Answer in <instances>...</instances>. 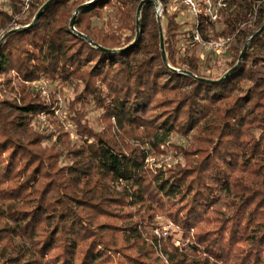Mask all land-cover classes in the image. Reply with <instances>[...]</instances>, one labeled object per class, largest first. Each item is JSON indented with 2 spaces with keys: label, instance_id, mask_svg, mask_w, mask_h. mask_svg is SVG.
Masks as SVG:
<instances>
[{
  "label": "trees",
  "instance_id": "1",
  "mask_svg": "<svg viewBox=\"0 0 264 264\" xmlns=\"http://www.w3.org/2000/svg\"><path fill=\"white\" fill-rule=\"evenodd\" d=\"M49 1L0 11V76L13 73L21 84L16 100L0 101V264H164L159 252L169 264H264V79L255 70L264 55L250 54L264 51L263 25L224 78L241 55L221 73H201L198 59L175 49L184 26L165 11L158 19L153 2L143 5L137 39L143 0H54L34 22ZM244 1L247 11L227 18L235 38L241 25H256L250 15L264 18V0ZM107 8L117 27L95 24ZM213 27L201 20L189 39L198 29L207 40ZM43 79L81 83L77 103L94 102L107 127L95 131L74 103L82 145L43 148L48 136L33 123L48 105L27 86ZM175 133L190 143L175 148L184 165L166 171L150 169L132 143L153 139L158 149ZM157 217L188 245L176 247L173 230L149 235Z\"/></svg>",
  "mask_w": 264,
  "mask_h": 264
},
{
  "label": "rangeland",
  "instance_id": "2",
  "mask_svg": "<svg viewBox=\"0 0 264 264\" xmlns=\"http://www.w3.org/2000/svg\"><path fill=\"white\" fill-rule=\"evenodd\" d=\"M20 2L16 3L14 0H7V2L0 6V11L4 13L12 14V6L17 5L22 9V11H27L30 9H25V4L28 2L29 5L32 3H36V0H19ZM43 1V0H39ZM164 7V11L168 14V16L176 15V21L178 24L183 25L184 28L179 31V34L176 36V44L175 49L178 52V57H195L199 60V65L201 73L208 74H217L221 73L227 69L228 65L233 61L234 58H237L238 55H242L246 44L250 40V35L253 31L258 29L259 26L263 25L264 27V18L258 17L257 13L254 16H249L252 22H256V25H241L240 30L244 31V34L240 33L238 38H235L229 31L226 29L229 28V23L227 22V18L230 16H234L237 14H242L246 12V1L238 0L237 7H232L228 12L223 9L220 13L219 19L213 23L214 27L209 29V34L207 40H215L220 38H225L229 40V50L226 54L222 56H216L212 52H207L202 45L198 43H194V40H190V35L187 33L189 30L193 29V18L188 13L187 9H185L177 0H159ZM227 5L228 1L226 0ZM115 2V1H114ZM16 3V4H15ZM230 3V2H229ZM111 20L113 23V27H117L114 21V9L107 8L103 20H96V25H103L107 23V21ZM35 21V19H34ZM164 27L167 25V20L163 19ZM22 31L24 28L21 26H15L12 30ZM226 32V34H223ZM192 41V42H191ZM251 48L250 54L254 53L258 55H264V51L259 48H255L252 50ZM258 57V56H257ZM235 60V59H234ZM253 59L250 57H246L244 59L245 70L252 64ZM180 67L181 64H179ZM255 70L258 72L259 77L264 79V67L260 64L256 65ZM12 77V82L9 83L8 79ZM15 74L11 73L6 76H0V101L5 100H14L15 94L13 93V89H18L21 84L19 81L14 78ZM251 85V84H249ZM248 85V86H249ZM30 86L32 91L38 95V97L44 101L48 105V110L43 112L37 116L33 123V128L41 133L42 135L48 136V139L42 140L41 145L43 148H54L55 152L64 151L67 149H73L82 145L83 141L77 135L75 126L71 120V107L75 103V110L81 111L86 116V120L91 128L95 131L100 132L103 131L107 124L103 122L102 111L97 108L94 102H90L89 104L83 105L82 103H77L76 99L83 94L84 86L81 83H78L75 80H69L67 82H62L61 80L51 82L48 80H40L31 84H27ZM246 86V87H248ZM264 87V84L261 85ZM17 99V98H16ZM15 99V100H16ZM110 125V124H109ZM114 126V123H113ZM115 128V126H114ZM114 134H119L116 128L114 129ZM63 135H68L67 138ZM68 139L66 142H64ZM190 139L189 137H185L179 133H175L172 136L168 137L163 145H161L158 149H156L153 145L155 140L143 139V141H132V143H136L140 145L142 150H144L146 155V163L150 169L155 170H163L173 169L176 165L182 163L184 165V161L180 154L175 151L176 146L187 147L189 145ZM76 146V147H75ZM66 152V151H65ZM68 162L65 160L62 163L60 162V166L67 164ZM124 184H115L116 190L121 191V188ZM156 227L148 228L149 235H155L158 238L167 237L170 230L176 231V238L173 241L176 247L183 248L188 245L189 239H184V232L180 230L178 227H175L172 222L166 220L163 217L156 218ZM191 233V236H193ZM161 251V250H160ZM159 259L164 264H169L166 256L159 252ZM11 257H16V253L13 252ZM161 262V263H162Z\"/></svg>",
  "mask_w": 264,
  "mask_h": 264
},
{
  "label": "built area",
  "instance_id": "3",
  "mask_svg": "<svg viewBox=\"0 0 264 264\" xmlns=\"http://www.w3.org/2000/svg\"><path fill=\"white\" fill-rule=\"evenodd\" d=\"M179 3L187 9L188 13L192 16L194 25L199 26L201 20H207L211 23H215L223 9L227 7L226 0H177ZM7 0H0V6L5 4ZM154 4L155 16L159 19L164 14L163 4L159 0H152ZM25 9L30 7L27 2ZM194 43H198L203 46L207 52H212L216 56H222L226 54L229 50V40L225 38L215 39V40H204L196 29V34L194 35Z\"/></svg>",
  "mask_w": 264,
  "mask_h": 264
},
{
  "label": "water",
  "instance_id": "4",
  "mask_svg": "<svg viewBox=\"0 0 264 264\" xmlns=\"http://www.w3.org/2000/svg\"><path fill=\"white\" fill-rule=\"evenodd\" d=\"M52 1H54V0H50L49 2H47V3L42 7V9L38 12V14H37V16H36L34 22H36V21L39 19V17H40V15L42 14V12H44V10L49 6V4H50ZM149 1L152 2V0H143V1L140 3V5H139V7H138V10H137V27H138V31H139L138 36H137V39H138V37H139V35H140V15H141V11H142L143 5H144L146 2H149ZM89 4H90V3H89ZM89 4H86L85 6H83V7H81L80 9L77 10V12L75 13L74 18H73V20H72V22H71V28H72V29H74L75 18H76V16L78 15V13L80 12V10L83 9V8H85V7H87ZM263 30H264V28L261 29V30L257 33V35H259ZM14 31H19V30L16 29V30H14ZM11 32H13V31H11ZM257 35H256V36H257ZM5 37H6V35L3 36L2 39H1V41H0V51H1V47H2V41L5 39ZM81 37H83V36H81ZM83 38H84V37H83ZM160 38H161V40H160V45H161V49H162V53H163V58H164V60L166 61V55H165V51H164V37H163L162 32H161V36H160ZM84 39H85V38H84ZM136 41H137V40H136ZM96 47L99 48L100 50L106 51V50L100 48L99 46H96ZM247 48H248V44L246 45V47H245V49H244V51H243V53H242V55H241V57H240V60H239L238 65H237L234 69H232V70H230L228 73H226V75L224 76V78H227L230 74H232V73H233V72H234V71L240 66V64H241V62H242V59H243V57H244V54H245ZM224 78H223V79H224Z\"/></svg>",
  "mask_w": 264,
  "mask_h": 264
}]
</instances>
